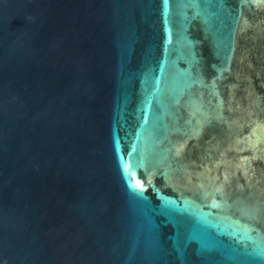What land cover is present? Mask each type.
<instances>
[{
  "label": "water",
  "instance_id": "water-1",
  "mask_svg": "<svg viewBox=\"0 0 264 264\" xmlns=\"http://www.w3.org/2000/svg\"><path fill=\"white\" fill-rule=\"evenodd\" d=\"M0 264H264V0H0Z\"/></svg>",
  "mask_w": 264,
  "mask_h": 264
}]
</instances>
